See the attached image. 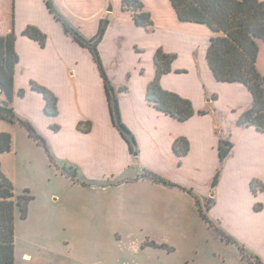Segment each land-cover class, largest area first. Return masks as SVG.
<instances>
[{
  "label": "crops",
  "instance_id": "obj_1",
  "mask_svg": "<svg viewBox=\"0 0 264 264\" xmlns=\"http://www.w3.org/2000/svg\"><path fill=\"white\" fill-rule=\"evenodd\" d=\"M53 1L65 20L88 38L97 34L102 19L109 20L98 49L110 81L128 88L127 94L119 97V107L122 120L137 139L138 152H131L127 140L113 122L104 78L92 51L65 31L46 0H0V33L3 34L0 56L5 55L6 35L12 29L19 55L14 74L5 66L0 70V98L14 105L18 115L31 118L27 112L30 106L21 98L19 90L25 88V98L31 105L38 102L43 112V95L33 91L28 83L35 80L50 88L60 104L59 117L51 121H60L62 131L80 142L69 149L81 153L84 159L68 157L78 166L77 169L91 175L93 167L95 170L100 167L103 172L120 171L136 161L142 167L171 177L176 181L173 183L182 184L186 187L185 192H189L186 184L194 178L187 168L190 162L198 169L216 165L220 141L217 136L231 141L233 146L220 179L226 183L227 191L219 193L218 187L215 194L210 195L208 189L200 195L209 204L208 213L226 231L234 228L230 223L226 224L227 220L235 225L237 221L242 228H248L245 213L255 218L251 231L263 237L264 221L260 219L263 209L260 212L254 209L256 200L264 201L263 195L254 193L247 186L245 194L235 192L238 183L249 184V179L240 180L239 171H230L227 166L232 161L238 170L258 167L264 161V132L254 125L238 122L253 103L248 87L239 82H222L214 76L206 57L213 35L211 28L180 22L171 0H140L144 4L143 10L151 13L153 24L149 26L138 25L133 12L122 8V0ZM28 26L46 34L45 45L24 33ZM259 46L257 65L264 73V41H260ZM158 49L175 55L172 70L161 76L160 85L192 101L195 114L186 120L166 114L147 97L148 86L156 76L155 54ZM3 82L8 83L7 94L1 86ZM225 101L228 107L236 110L239 107L236 115L230 116L231 109L223 110ZM49 122L47 119V124ZM80 122L86 124L82 125L85 130L79 126ZM42 130L48 134L45 128ZM1 131L16 133L18 126L0 118ZM12 137L13 149V134ZM178 138L188 140V153L180 155L175 152L173 145ZM52 148L57 152L55 146ZM101 152H106L111 164L103 161V155H99ZM5 153L0 154V160ZM159 164L175 173L158 170L156 165ZM176 167L178 171H175Z\"/></svg>",
  "mask_w": 264,
  "mask_h": 264
},
{
  "label": "rangeland",
  "instance_id": "obj_2",
  "mask_svg": "<svg viewBox=\"0 0 264 264\" xmlns=\"http://www.w3.org/2000/svg\"><path fill=\"white\" fill-rule=\"evenodd\" d=\"M2 35L0 33V43ZM205 79L208 80L206 73ZM1 85L7 94L8 83ZM28 85L43 95V112L38 102L31 105L25 98V88H21L24 90L21 98L30 106L27 112L32 120L17 114L20 120L14 123L18 126V132L12 133L14 147L1 157L2 168L13 181L15 194L33 196L26 218L22 219L19 209L16 210L15 264H250V261H255V255L264 264V231L263 237L251 231L255 218L244 213L248 228H242L237 221L235 225L227 220L226 224L230 223L234 228L226 231L208 213L209 204L200 195L208 189L210 195L215 194L218 187L219 193L227 191L226 183L220 182L227 156L221 158L218 154L217 164H209L203 169L191 166L193 163L190 162L187 168L194 178L186 184L189 192H185L180 183L172 185L175 180L171 177L142 167L136 161L120 171L103 172L104 169L99 167L95 170L93 167L92 175L79 168L76 179H73L63 170L64 167L77 166L69 157L84 159L81 153L69 149L80 142L62 131L60 121H51L59 117L60 104L57 102V114L46 111V98L36 85L51 89L35 80H30ZM110 85L116 98L127 94L126 86L111 81ZM135 92L139 95L138 91ZM225 103L222 108L231 109L230 116L240 110L239 107L237 110L228 107L227 101ZM23 121L30 122L47 140L49 152L30 135ZM82 122L79 126L85 130L82 125L86 124ZM219 146L220 141L218 152ZM99 155H103L105 163L111 164L106 152ZM92 156L94 159L93 153ZM156 167L162 172L175 173L166 165ZM177 167L182 168L178 164ZM177 167L175 171L179 170ZM227 167L230 171H239L240 180L249 179V184L244 181L238 183L235 192L243 195L247 186L264 198V161L258 167L239 170L231 161ZM151 172L159 177L151 175ZM215 179L217 184L214 186ZM200 207L209 221L202 217ZM254 209L257 212L263 209L260 219L264 221V201L256 200ZM227 236L231 242L227 241Z\"/></svg>",
  "mask_w": 264,
  "mask_h": 264
},
{
  "label": "trees",
  "instance_id": "obj_3",
  "mask_svg": "<svg viewBox=\"0 0 264 264\" xmlns=\"http://www.w3.org/2000/svg\"><path fill=\"white\" fill-rule=\"evenodd\" d=\"M171 2L181 20L203 23L211 28L213 35L210 38L206 57L214 76L222 82H239L248 87L253 96V103L240 116L238 122L243 125H254L264 132V73L259 70L257 65L259 42L264 41V0H171ZM46 3L54 17L63 23L65 31L92 51L104 78L113 122L127 140L131 152L137 153V139L122 120L119 99L111 92L113 88L98 49L109 20L102 19L97 34L88 38L65 20L53 0H46ZM122 8L133 12L134 20L138 25L153 24L151 13L143 10L144 4L140 0H122ZM24 33L45 45L47 36L40 29L28 26ZM15 42L16 35L12 29L6 35L5 55L0 56V70L5 66L11 74L15 73V67L19 61ZM174 58V54L164 53L161 49L157 50L155 54L156 76L148 86L147 97L166 114L186 120L195 114L192 101L175 92L165 90L160 85L161 76L172 70L171 63ZM36 88L44 93L47 101L46 111L50 114H57L58 98L55 93L44 86L36 85ZM19 94L23 95L24 90L20 89ZM205 112L200 111V113ZM0 118L10 123L20 120L12 104L1 98ZM22 124L30 131V135L36 137L49 152L47 140L35 130L33 125L27 121H23ZM12 142V134L1 131L0 154L11 151ZM232 146L233 144L229 140L222 138L219 146L220 157L228 156ZM173 147L178 154H186L189 151V142L185 138H178ZM63 172L73 179H76L78 175V169L73 166L64 167ZM151 175L155 174L151 172ZM216 184L217 180L215 179L213 185ZM181 188L186 190L184 187ZM262 188L264 189V185ZM32 198L33 196L27 193L15 194L14 183L4 172L0 160V264H15L16 210L19 209L22 219L26 218ZM199 211L202 217L209 221L201 207ZM226 239L231 242L228 236ZM254 258L255 261H250V264H263L259 256L255 255Z\"/></svg>",
  "mask_w": 264,
  "mask_h": 264
},
{
  "label": "bare ground",
  "instance_id": "obj_4",
  "mask_svg": "<svg viewBox=\"0 0 264 264\" xmlns=\"http://www.w3.org/2000/svg\"><path fill=\"white\" fill-rule=\"evenodd\" d=\"M25 257L29 258V255H25Z\"/></svg>",
  "mask_w": 264,
  "mask_h": 264
}]
</instances>
